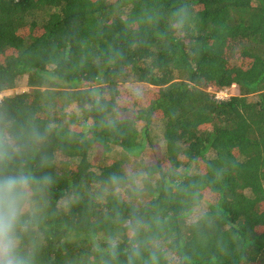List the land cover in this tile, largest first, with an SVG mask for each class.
<instances>
[{
  "label": "trees",
  "instance_id": "1",
  "mask_svg": "<svg viewBox=\"0 0 264 264\" xmlns=\"http://www.w3.org/2000/svg\"><path fill=\"white\" fill-rule=\"evenodd\" d=\"M25 79L35 264H264V0H0V93Z\"/></svg>",
  "mask_w": 264,
  "mask_h": 264
},
{
  "label": "clouds",
  "instance_id": "2",
  "mask_svg": "<svg viewBox=\"0 0 264 264\" xmlns=\"http://www.w3.org/2000/svg\"><path fill=\"white\" fill-rule=\"evenodd\" d=\"M30 135L42 140L43 135L32 130ZM0 131V264H35V243H26L39 212L38 196L52 182L50 175L34 176L23 168L13 170L9 162L22 148ZM47 157H41V165ZM114 247V246H113Z\"/></svg>",
  "mask_w": 264,
  "mask_h": 264
},
{
  "label": "rangeland",
  "instance_id": "3",
  "mask_svg": "<svg viewBox=\"0 0 264 264\" xmlns=\"http://www.w3.org/2000/svg\"><path fill=\"white\" fill-rule=\"evenodd\" d=\"M125 87L127 89H130L131 91H136V87H140L139 84H127L125 85ZM28 86H27V81L26 79L25 80H22L18 87L12 91H9V92H6L5 96H12L14 94H19V93H23V92H26L28 91ZM208 92L210 93H213L215 94L219 99H228L232 96H236V95H239V91L237 89L236 86L224 91V92H218L216 89H213V88H210L208 90ZM251 100H253L254 98L251 97L250 98ZM151 132H152V137H154L157 141L161 142L162 141V138H163V128H162V125H159V124H155L153 126V128H151Z\"/></svg>",
  "mask_w": 264,
  "mask_h": 264
},
{
  "label": "built area",
  "instance_id": "4",
  "mask_svg": "<svg viewBox=\"0 0 264 264\" xmlns=\"http://www.w3.org/2000/svg\"><path fill=\"white\" fill-rule=\"evenodd\" d=\"M5 95H6L5 93H0V104H1V102L3 101Z\"/></svg>",
  "mask_w": 264,
  "mask_h": 264
}]
</instances>
